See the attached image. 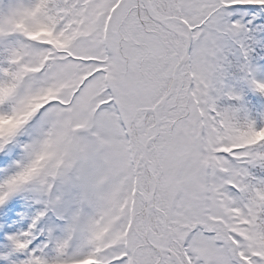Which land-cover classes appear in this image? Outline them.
Wrapping results in <instances>:
<instances>
[{"label": "snow or ice", "instance_id": "obj_1", "mask_svg": "<svg viewBox=\"0 0 264 264\" xmlns=\"http://www.w3.org/2000/svg\"><path fill=\"white\" fill-rule=\"evenodd\" d=\"M0 264H264V0H0Z\"/></svg>", "mask_w": 264, "mask_h": 264}]
</instances>
